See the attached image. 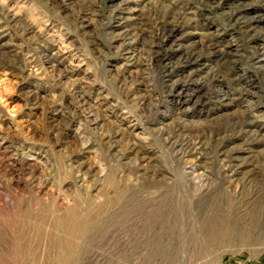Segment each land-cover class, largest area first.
<instances>
[{"label":"rangeland","instance_id":"1","mask_svg":"<svg viewBox=\"0 0 264 264\" xmlns=\"http://www.w3.org/2000/svg\"><path fill=\"white\" fill-rule=\"evenodd\" d=\"M19 2L0 264H264V0Z\"/></svg>","mask_w":264,"mask_h":264},{"label":"clouds","instance_id":"2","mask_svg":"<svg viewBox=\"0 0 264 264\" xmlns=\"http://www.w3.org/2000/svg\"><path fill=\"white\" fill-rule=\"evenodd\" d=\"M7 9L9 12L13 13L15 16L19 17L26 11V6L21 4L19 0L13 4L12 0H0V10ZM28 19L31 23L36 24L37 18L29 16ZM40 31H43L41 28ZM15 95V85L8 79V73L0 74V108L4 109L9 117H16L21 111L20 103H14L10 105V98ZM55 100V96L52 97Z\"/></svg>","mask_w":264,"mask_h":264},{"label":"bare ground","instance_id":"3","mask_svg":"<svg viewBox=\"0 0 264 264\" xmlns=\"http://www.w3.org/2000/svg\"><path fill=\"white\" fill-rule=\"evenodd\" d=\"M71 227H72V223H71ZM216 227V226H215ZM244 237V236H243ZM246 237V236H245ZM60 264H62V262H59Z\"/></svg>","mask_w":264,"mask_h":264}]
</instances>
